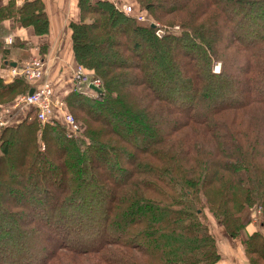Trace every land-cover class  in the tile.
<instances>
[{
  "label": "trees",
  "instance_id": "16d2710c",
  "mask_svg": "<svg viewBox=\"0 0 264 264\" xmlns=\"http://www.w3.org/2000/svg\"><path fill=\"white\" fill-rule=\"evenodd\" d=\"M16 1H0V113L34 87L6 82V36H50L43 1ZM126 1L180 34L77 0L70 45L100 92L62 98L73 136L33 108L0 130V264H218L205 211L264 264V0Z\"/></svg>",
  "mask_w": 264,
  "mask_h": 264
},
{
  "label": "crops",
  "instance_id": "0c3cea01",
  "mask_svg": "<svg viewBox=\"0 0 264 264\" xmlns=\"http://www.w3.org/2000/svg\"><path fill=\"white\" fill-rule=\"evenodd\" d=\"M42 1L50 20V36L48 38H37L30 30L21 31L20 33L15 31L6 36L5 44L8 38L15 40V45H6L12 50L10 60L16 63L17 66L31 58L41 56L40 50L42 48L44 50V46H46L43 58L48 62L49 75L55 81L56 94L64 98L73 88L72 74L77 65L70 45V33L67 32L69 20L76 19L78 15L77 0H64L70 1L69 5H72L73 8H68L69 5L67 6L65 2L62 4V0ZM16 2L17 5H20L23 0H17ZM13 47L18 49L16 53L13 51ZM11 69L10 66L7 71L6 82H11L15 78L10 73ZM18 113H15L16 116ZM255 229L256 227L252 226L248 228L247 233L251 234ZM223 234L226 236L223 241L228 244L224 245L221 254L222 259L218 264H249L245 257L243 245L238 241L231 240L225 233Z\"/></svg>",
  "mask_w": 264,
  "mask_h": 264
},
{
  "label": "built area",
  "instance_id": "2783aa9c",
  "mask_svg": "<svg viewBox=\"0 0 264 264\" xmlns=\"http://www.w3.org/2000/svg\"><path fill=\"white\" fill-rule=\"evenodd\" d=\"M111 2L114 7L122 12L126 17H133L139 24H146L147 26H154L155 34L158 38H162L163 29L159 24L154 23L151 18L140 15L135 12L134 8L125 3L121 4L117 0H107ZM19 4V3H18ZM6 44L9 46L15 45L13 38H8ZM48 62L43 57L36 56L23 63L21 69L12 68L10 73L12 76H22L28 82L33 83V95H24L20 97L12 108H6L0 113V130L8 127L16 118L15 113L29 108L36 110V116L42 123H50L54 125L57 121L64 123L68 130L71 131V136L79 131V126L75 118L66 111L65 101L62 98L56 97L55 84L49 75ZM75 88L81 93L95 97L96 92L90 87L95 86L100 88L101 82L99 80H91V77L86 74L82 67H76L72 74Z\"/></svg>",
  "mask_w": 264,
  "mask_h": 264
},
{
  "label": "rangeland",
  "instance_id": "374dc122",
  "mask_svg": "<svg viewBox=\"0 0 264 264\" xmlns=\"http://www.w3.org/2000/svg\"><path fill=\"white\" fill-rule=\"evenodd\" d=\"M0 1L6 2L7 0H0ZM117 1L119 3H121V4H125L127 2L126 0H117ZM63 2H65V4L68 6L70 1H64V0H62L61 3L63 4ZM71 7H72V5H69L68 6V8H71ZM144 25L147 26L146 24H144ZM161 29H163L162 38L165 37V36H169L171 34L172 35H179L180 34V28H179V26H174V27H172V26H169V27L166 26V27L161 28ZM13 51L16 53L18 51V49L15 48V47H13ZM235 67H237V65H235ZM220 71H221V63L220 62H217L215 64V66H214V73L218 74ZM205 214H206V217L208 219L207 221H208V225H209V227L211 229V232H212V234L215 236V238L218 241V248H219L220 254H222V250L224 249V245H227L228 244V243H226V242L223 241L224 237H226L223 234V233H225V231H224L223 227L220 226L219 222L215 221V219L210 215V213L208 211H205ZM259 217L260 216H259L258 213L256 214L254 212H251V218H250L251 219V224L248 226V228H250L252 226L258 228V226L260 225L259 224V219H260Z\"/></svg>",
  "mask_w": 264,
  "mask_h": 264
},
{
  "label": "water",
  "instance_id": "95a60500",
  "mask_svg": "<svg viewBox=\"0 0 264 264\" xmlns=\"http://www.w3.org/2000/svg\"><path fill=\"white\" fill-rule=\"evenodd\" d=\"M151 28H155L154 26H151ZM10 66L12 67V68H16L17 67V64L16 63H11L10 64ZM92 90H94L95 92H100V90L98 89V88H96L95 86H91L90 87ZM33 92H34V90L33 89H31L30 91H29V95L31 96V95H33Z\"/></svg>",
  "mask_w": 264,
  "mask_h": 264
}]
</instances>
